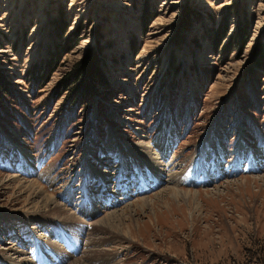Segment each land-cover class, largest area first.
<instances>
[{
  "label": "rangeland",
  "instance_id": "1",
  "mask_svg": "<svg viewBox=\"0 0 264 264\" xmlns=\"http://www.w3.org/2000/svg\"><path fill=\"white\" fill-rule=\"evenodd\" d=\"M262 54L264 0H0V264H264Z\"/></svg>",
  "mask_w": 264,
  "mask_h": 264
},
{
  "label": "trees",
  "instance_id": "2",
  "mask_svg": "<svg viewBox=\"0 0 264 264\" xmlns=\"http://www.w3.org/2000/svg\"><path fill=\"white\" fill-rule=\"evenodd\" d=\"M236 34H238V31H237V33L233 34V37H236L235 36ZM246 38L247 37L244 36V38L242 40V37H241V42H244L246 40ZM238 40H240V37L238 38ZM96 50L97 51H94L92 55L89 54V56L86 57V59L84 60V62L81 65H79V67L75 70L76 72H73L72 74L70 73V75L67 76L65 78V80H62L61 85H65V87H66L65 90H67V93H72V88H70L68 86V84L70 83L69 82V79L75 73L77 74L79 72V70L81 71L80 73L84 75V80H82L77 85V86H79V89L81 91L80 92L81 93L80 94V97H78V98L76 97L74 99V102H78V103L83 102V104L86 103L88 101L87 95H89V93L92 91V89L95 88L96 82H99L100 84H106V82H107V80L105 79V77L102 74V71L100 69L99 56H98L99 47H97ZM58 57H60V55ZM263 58H264L263 54L260 55L258 62L263 61ZM56 63H57L56 61L53 62V63H51V65H48L47 68L51 69V71H54V69H55L54 67H56ZM37 73H39V72L37 71ZM80 73H78V74H80ZM67 79H68V81H67ZM62 90L60 92H62ZM71 95L72 94H70V96ZM81 96L83 97V100H80L81 99Z\"/></svg>",
  "mask_w": 264,
  "mask_h": 264
},
{
  "label": "bare ground",
  "instance_id": "3",
  "mask_svg": "<svg viewBox=\"0 0 264 264\" xmlns=\"http://www.w3.org/2000/svg\"><path fill=\"white\" fill-rule=\"evenodd\" d=\"M241 146V145H240ZM239 150H241V148L239 147ZM150 153V155L153 157V158H156L157 157V159H151L154 163H156L157 164V166L160 168V166H161V162H160V160H158V155L156 156L155 155V153H154V151L152 152L151 150H148ZM154 155H153V154ZM163 154V153H162ZM164 155V154H163ZM145 158H151L149 155H147L146 154V156H145ZM172 164H173V166H174V161L172 160V162H169V163H167L166 165H167V167H170L169 168V171H172V168H173V166H172ZM162 167V166H161ZM161 169V168H160ZM124 172H125V168H122V171H121V173L122 174H124ZM121 174V175H122ZM157 174V176L158 177H156V178H154L155 180H159L160 179V177H161V173H156ZM172 174V175H171ZM170 176H172L170 179L172 180V179H174L175 180V185H178V183H180L179 182V175L177 174V173H170L169 174ZM218 175V174H217ZM216 175V176H217ZM15 176V175H14ZM99 178V177H98ZM177 179V180H176ZM131 180H132V178H130L128 181H130L131 182ZM161 180V179H160ZM207 180V179H206ZM103 181L105 182V180L104 179H102L101 178V183H103ZM155 182H158V181H155ZM152 183H154V182H152ZM150 185V186H149ZM147 187H151V183L149 184ZM154 185V184H153ZM126 186H128V184H126ZM155 186V185H154ZM174 190H180V189H178L177 187H175L174 186V188H173ZM84 190H86L85 188H84ZM35 191V190H34ZM87 191V190H86ZM45 192V191H44ZM82 192H84V191H82ZM178 192V191H177ZM45 194V193H44ZM104 194V193H103ZM33 195L34 196H38L39 195V192L38 191H35L34 193H33ZM126 195V194H125ZM36 196V197H37ZM84 196H88L87 198H88V200L90 201V199H93V201H94V205L97 207V208H99L101 205H102V199H103V196L102 195H96V193H95V196H94V198H92V197H90V194L88 195V194H86V192H85V194H84ZM45 198H47L48 199V202H46V206L48 207V208H50V210H54V211H56V210H60V211H62L63 210V208L61 207V204L59 203V202H57V200L55 199V197L53 198V196L52 197H50V196H45ZM144 198V197H143ZM45 200V199H44ZM108 199H104V201L106 202ZM105 202H104V204H105ZM46 207V208H47ZM66 211V210H65ZM64 211V212H65ZM114 211L113 212H107V214H105L104 216H102V217H100V218H97L96 220H94V224L100 229V230H106V229H108L109 228V219L111 218V217H113L114 216ZM96 230V229H95ZM92 250H95V249H92ZM71 253L72 254H74V255H76L75 253H74V250H73V252L71 251ZM107 253V252H106ZM86 254V252H84V251H82L80 254H79V258H78V260H76V259H74V260H76V261H71V263L70 264H85L84 263V260H82V258H84V257H88V256H86L85 255ZM91 254V253H90ZM93 254V253H92ZM73 256V255H72ZM71 255H70V257L71 258H73ZM113 262V261H112ZM114 264H116V263H114Z\"/></svg>",
  "mask_w": 264,
  "mask_h": 264
}]
</instances>
